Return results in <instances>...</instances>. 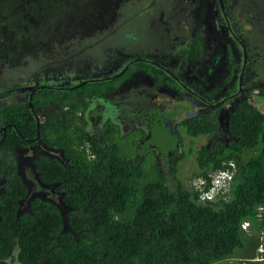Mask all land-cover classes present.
<instances>
[{"label": "trees", "instance_id": "obj_1", "mask_svg": "<svg viewBox=\"0 0 264 264\" xmlns=\"http://www.w3.org/2000/svg\"><path fill=\"white\" fill-rule=\"evenodd\" d=\"M109 2L0 0V62L18 66L40 57L52 41L72 39L79 25L103 23ZM84 104L79 98L71 110ZM39 130L53 146L64 144L71 158L70 168L51 159L38 163L42 182L56 183L64 192L69 230L59 208L40 199L30 213L18 216L27 187L12 153L2 147L0 175L8 182L0 199V262L16 256L17 264H217L248 250L251 242L254 250L261 245L242 227L249 221L259 237L264 232V215L258 218L264 207V112L251 100H241L231 115L236 141L196 152L198 172L192 178L203 183L188 187L177 176L176 191L166 185L154 156L137 161L119 138L100 144L80 127L51 116ZM87 143L93 160L81 149ZM228 162L236 165L230 193L202 201L199 189H208L210 173Z\"/></svg>", "mask_w": 264, "mask_h": 264}, {"label": "flooded vegetation", "instance_id": "obj_2", "mask_svg": "<svg viewBox=\"0 0 264 264\" xmlns=\"http://www.w3.org/2000/svg\"><path fill=\"white\" fill-rule=\"evenodd\" d=\"M109 1L111 20L79 25L80 30L73 37L103 39L95 42L104 45L100 56L87 65L89 74L93 73L91 78L82 79L80 75L75 80V75L86 71L80 66L60 74L45 66L40 67L36 77L31 72L10 85H0V150L5 147L12 153L13 167L31 188L28 192L26 185L18 216L30 213L36 199L58 207L51 192L44 188H54L63 199L64 192L57 189L56 183L49 185L40 180L41 184L38 180V163H48V159L71 167L65 145L53 146L41 136V123L49 116L80 127L82 133L100 144L109 137L127 144L125 139L133 135L136 160L154 156L156 167L165 178L156 146L146 143L156 124L155 114L162 113L157 122L176 138L163 151L168 150L169 155L177 153L186 139L193 145L189 152L195 153L196 163L197 151L213 150L219 143L228 147L236 141L230 130L232 113L241 100H251L255 90L264 94V0ZM136 5L137 14L131 15V8ZM152 27L167 33L161 41L150 36ZM64 39L69 38L58 43ZM108 62L114 66L109 68ZM160 95L163 101L168 99L169 105L157 102ZM79 98L85 102L84 107L72 111L70 103ZM175 103L184 108L168 115L166 112ZM204 129L205 133L196 134ZM200 139L208 142L196 149ZM139 155L142 157L138 160ZM180 155L174 177L179 176L177 166L187 156L183 151ZM4 179L0 175V199L8 182L3 183ZM46 192L50 197L35 194Z\"/></svg>", "mask_w": 264, "mask_h": 264}, {"label": "rangeland", "instance_id": "obj_3", "mask_svg": "<svg viewBox=\"0 0 264 264\" xmlns=\"http://www.w3.org/2000/svg\"><path fill=\"white\" fill-rule=\"evenodd\" d=\"M141 9V8H140ZM131 15L137 14V5L136 8H131L130 11ZM109 20H111L109 18ZM108 20V21H109ZM122 33V30H118ZM167 34L164 32H161V30H158L154 27H152V31L150 32V36H152V39L159 42L162 40V35ZM175 36V35H174ZM170 40L173 39V35L170 36ZM103 39L99 41V38L91 39V40H81L77 37L72 39H64V42L59 44L58 42H54L51 40V42L48 48H46L47 51H44L40 55V57L36 58H26L19 66L17 67H9L8 65H4L0 63V85L6 84L8 82L12 83L16 80L21 79L22 76H25L27 74H31V72H35L32 75L36 77V72H40V67H45L47 70L53 69V72L56 74H60L69 70H75V66H80L82 71L84 73H79V75H75V80L79 79V76L81 75L82 79H84V76H87L85 78H91L92 74H89V66L88 63L91 62L90 60H93L100 56L104 45L102 43L96 44V41L102 42ZM153 47H156L157 44L152 45ZM87 50L86 52H82L83 50ZM86 53V54H85ZM93 56L92 57H90ZM103 59V57L101 58ZM109 63V68L114 66V64ZM92 67L94 65V61L92 62ZM42 72V71H41ZM67 77V75L62 74ZM73 77V78H74ZM259 90H255L251 93V101L254 105H256L260 110L264 112V96L259 95ZM160 97V98H159ZM157 98V102L162 105H169L168 99L163 101V95H160ZM177 103L173 104L170 109L166 113H169L168 115H174L175 110L178 108L183 107L182 105H178L176 107ZM184 108V107H183ZM57 112V110H56ZM162 113L155 114V125L151 128V130L148 133L149 139L146 141L147 144H153L155 147V151L158 155L159 160V166L161 169V172L165 175L166 178V185L169 187L171 191H176L178 181L176 177H174V166L177 159H180L181 152H185L187 155L186 158L182 159L179 165L177 166V170L179 173V176L183 178L184 183L191 187L193 178L192 176L198 172V169L196 168L195 163V153L189 152V149L193 147V145H190L189 142H186V139L183 140V142L180 145V151L172 152L169 155V151H163V148H166L169 146V143L174 144V141L176 140L175 135L168 132L167 128H165L163 125H159L160 123L157 122V119H160ZM152 117V116H151ZM165 117V116H164ZM139 120L144 123V118L140 117ZM174 131V130H173ZM133 136V135H132ZM132 136H129L127 139H125L127 143V147L129 149V152L131 155L134 154L136 147L133 146V138ZM203 138V137H202ZM201 138V139H202ZM199 140L200 142L197 143L195 148H200L204 146L203 144H207L208 139ZM206 141V142H204ZM186 142V143H185ZM203 142V143H202ZM176 150L178 147L175 148ZM146 151H144V154ZM142 155L138 156V160L141 159ZM6 180V179H5ZM7 181V180H6ZM50 187V186H48ZM48 192H51L50 196L51 199L59 206V210L63 214L64 218L66 217V213L69 210V207L63 204L61 200V193H56L54 188H44ZM55 192V193H54ZM36 196L41 197L42 195H46L47 197H50L48 193L45 194L41 193H35ZM264 213V212H262ZM65 227V223H64ZM248 234L252 238H259L261 241V244L263 241V235L262 237H259L257 233L252 230L250 227L248 230H246ZM248 250H240L237 253V256L233 259L221 261L217 264H264V248H261V245L254 250L253 243L248 245ZM243 251V252H242ZM254 251V252H251ZM254 257V258H252ZM248 261H251L250 263ZM0 264H17V257L14 256L12 259H10L7 262H0Z\"/></svg>", "mask_w": 264, "mask_h": 264}, {"label": "built area", "instance_id": "obj_4", "mask_svg": "<svg viewBox=\"0 0 264 264\" xmlns=\"http://www.w3.org/2000/svg\"><path fill=\"white\" fill-rule=\"evenodd\" d=\"M85 150H86V153L90 159L95 158V154L93 153L90 144H87L85 146ZM231 165L234 167V164H231ZM233 178H234L233 172H228L226 170L219 171L216 175L213 176L214 185L212 187V191L213 190L219 191V195L217 196L216 193L214 194L212 191L208 192V191H204V188H200V191L202 193L201 194V200L202 201H205V200L214 201V200L219 199L221 193H224V191L227 190L228 184L233 180ZM262 212H264V207H260V213L258 215L259 219H261L264 215V213H262ZM242 227L244 230H248L250 227V222L245 221L243 223ZM263 241H264V232H263ZM261 246H262V248H264V242L262 243Z\"/></svg>", "mask_w": 264, "mask_h": 264}, {"label": "clouds", "instance_id": "obj_5", "mask_svg": "<svg viewBox=\"0 0 264 264\" xmlns=\"http://www.w3.org/2000/svg\"><path fill=\"white\" fill-rule=\"evenodd\" d=\"M87 144H89V143H87ZM87 144H85L83 147H81V149L82 150H84L85 151V153H86V150H85V146L87 145ZM90 146H91V144H90ZM91 148H92V146H91ZM92 151H93V149H92ZM93 153L95 154V152L93 151ZM86 156H87V158L89 159V160H93V159H90L89 157H88V155H87V153H86ZM95 158H96V154H95ZM94 158V159H95ZM231 164H234V167L231 165ZM222 170H226V171H228V172H233V175H234V178H235V174H236V165H235V163L234 162H228V163H226L225 164V166H224V169H218V170H216V171H214V172H211L210 173V175H209V177L211 178V184H210V186L208 187V189H204V191H208V192H210V191H212V187H213V185H214V183H213V176L214 175H216L219 171H222ZM234 178H233V180L228 184V188H227V190H225L224 191V193H221V195H220V198L221 197H225L226 195L228 196V194L230 193V190H231V187H232V184H233V182H234ZM200 180H202V178H195V179H193V181H192V183H193V185H198V184H201L202 182H200ZM23 182V181H22ZM24 183V182H23ZM200 190V189H199ZM201 192V191H200ZM202 194V193H201ZM25 198V197H24ZM23 198V199H24ZM23 199H21L20 201H19V205H20V202L23 200ZM200 199H201V195H200ZM1 205V204H0ZM263 207V206H262ZM259 210V212H260V208L258 209ZM244 223V222H243ZM246 231V230H245ZM262 235H263V233H262ZM262 237V236H261ZM262 245V244H261ZM261 248H262V246H261Z\"/></svg>", "mask_w": 264, "mask_h": 264}, {"label": "water", "instance_id": "obj_6", "mask_svg": "<svg viewBox=\"0 0 264 264\" xmlns=\"http://www.w3.org/2000/svg\"><path fill=\"white\" fill-rule=\"evenodd\" d=\"M38 180L40 181L41 179L38 178ZM23 181H24V184H25V185H28V183H26L25 180H23ZM2 182L5 183L6 180L4 179V180H2ZM40 183H41V181H40ZM31 184H32V183H31ZM31 184H30V185H31ZM41 184H42V183H41ZM30 191H31V188H30V186L28 185V192H30ZM58 208H59V206H58ZM61 214H62V213H61ZM62 218H63V222L65 223L64 230H69V228H68V224L66 223V217L64 218L63 214H62Z\"/></svg>", "mask_w": 264, "mask_h": 264}, {"label": "bare ground", "instance_id": "obj_7", "mask_svg": "<svg viewBox=\"0 0 264 264\" xmlns=\"http://www.w3.org/2000/svg\"><path fill=\"white\" fill-rule=\"evenodd\" d=\"M212 192H213V193H214V192H217V190H215V191L213 190Z\"/></svg>", "mask_w": 264, "mask_h": 264}]
</instances>
